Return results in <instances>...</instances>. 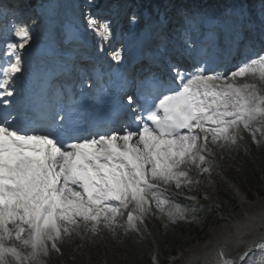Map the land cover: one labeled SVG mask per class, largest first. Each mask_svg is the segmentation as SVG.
Listing matches in <instances>:
<instances>
[{
  "label": "snow or ice",
  "instance_id": "1",
  "mask_svg": "<svg viewBox=\"0 0 264 264\" xmlns=\"http://www.w3.org/2000/svg\"><path fill=\"white\" fill-rule=\"evenodd\" d=\"M87 27L103 40L111 35L109 23L91 15ZM14 35L19 42L6 44L7 66H0V97L13 96L21 71L17 50L31 38L26 25ZM112 59L119 61V52ZM170 71L180 84L144 109L151 124L133 115L142 127L78 137L67 131L68 116L61 111L47 115L40 130L41 122L27 114L0 117V264H44L50 252H60L65 237L115 232L125 212L133 231H141L138 223L150 212L165 213L173 223L184 219L185 209L161 186L199 183L189 174L211 172L204 166L211 163L209 145H235L242 129L264 138V55L227 74L198 67L185 75L177 65ZM256 250L264 253V238L241 260ZM218 257V264H235L223 249Z\"/></svg>",
  "mask_w": 264,
  "mask_h": 264
},
{
  "label": "trees",
  "instance_id": "2",
  "mask_svg": "<svg viewBox=\"0 0 264 264\" xmlns=\"http://www.w3.org/2000/svg\"><path fill=\"white\" fill-rule=\"evenodd\" d=\"M197 6V0H190L184 10L191 12ZM258 141L257 145L245 142L220 150L219 159L227 170L215 180V201L222 207L221 213H233L237 207L235 189L245 201L264 196V138L260 136ZM174 202L185 209V218L175 224L149 225L147 232L140 228L139 234L130 233L127 237L109 240L106 245L98 242L89 249L69 238L60 244V252L52 258L51 264H154L155 254L159 264H166L180 250L204 240L219 222L220 211L206 203L182 199H174Z\"/></svg>",
  "mask_w": 264,
  "mask_h": 264
},
{
  "label": "bare ground",
  "instance_id": "3",
  "mask_svg": "<svg viewBox=\"0 0 264 264\" xmlns=\"http://www.w3.org/2000/svg\"><path fill=\"white\" fill-rule=\"evenodd\" d=\"M52 15L50 21L56 22ZM54 31V28H47L43 35H53ZM131 207L129 205V210ZM218 219V224L203 241L194 243L178 254L177 264H218V251L221 249L225 258L235 261V264H264V253L259 250L254 256L249 253V257L241 260L253 242H259L264 237V196L241 205L233 213L222 214ZM44 264H47L45 260Z\"/></svg>",
  "mask_w": 264,
  "mask_h": 264
},
{
  "label": "rangeland",
  "instance_id": "4",
  "mask_svg": "<svg viewBox=\"0 0 264 264\" xmlns=\"http://www.w3.org/2000/svg\"><path fill=\"white\" fill-rule=\"evenodd\" d=\"M117 4H119V3H117ZM159 10L160 9L157 8L155 12H158ZM113 13H114V11H111L109 9L106 10V16L108 18L113 16ZM137 17H139V16H137ZM108 20H111V21L109 22ZM108 20H106V21L111 23L113 19H108ZM114 20H117V18L114 17ZM125 21H126V19L124 21L123 20L121 21L124 25H127L126 29L123 30L124 38H125V36L133 33L132 27L130 25L126 24ZM153 23L154 22L151 21V24H153ZM114 30L117 31V29H114ZM114 30H111L112 37L110 35L109 38L107 39L108 41L112 42L114 40V36L112 34V32ZM34 34L36 36V33H34ZM124 38L122 39V41L125 40ZM240 136L242 137V139H238L237 143L235 145L229 144L223 148H227V147L231 148V147L236 146L238 144L243 145V144H245V142H247L249 145H255L256 144V139L252 138V133L250 131H245L242 129L240 132ZM209 148L213 153L212 156L209 157V160L211 163H210V165H204V166H206V167L210 166L211 172L210 173L197 174V172L195 170H193L189 174L193 180L199 181V183H195L191 186H182L181 188H176L174 184L162 185L161 187L165 189L166 193L172 194V196H181L185 199H188L189 197H195V199H189V200L196 201V202H203V203L208 204L209 206H212L213 208H217L218 210H222V208L215 201L216 196H217V189H216V181L215 180L218 176H222L227 171L224 163L222 162L221 159H219L220 158L219 157L220 150H222L223 148L216 146V145H211V144L209 145ZM240 206H241L240 204L237 205V207L235 208V210L233 212H235ZM152 207L155 210V204H153ZM230 213H232V212L220 213L219 216L222 214H230ZM219 216H218V218H219ZM118 220H119V223L122 225V227L116 228L115 232H111L108 230H101L98 234H93L91 232H88V233L82 234V235L73 234L71 237H65L64 239L74 238L79 243H81L82 247H84L86 249H89L91 246L95 245L98 242H100L102 245H105L109 240L114 239L118 235V233L130 231V229H128V226L126 223L127 212H125L123 216L119 217ZM144 221H145V223H150L151 225H154V226H157V225L163 224V223L166 224L167 222H172L165 213L153 214V212L148 213L145 216ZM218 221H219V219H218ZM197 242H200V241H197ZM197 242H194V243H197ZM184 249L180 250L177 253V255L180 252H182ZM50 254L55 255V254H57V252L52 251V252H50ZM46 258H48V257H44V260ZM45 261L47 263L48 260L46 259ZM154 262L156 264H158L156 262V260H154ZM177 263L178 262H177L176 258H171L167 261L166 264H177ZM47 264H49V261Z\"/></svg>",
  "mask_w": 264,
  "mask_h": 264
}]
</instances>
